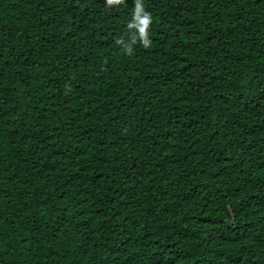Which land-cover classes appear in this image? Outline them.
I'll list each match as a JSON object with an SVG mask.
<instances>
[{
    "label": "trees",
    "instance_id": "16d2710c",
    "mask_svg": "<svg viewBox=\"0 0 264 264\" xmlns=\"http://www.w3.org/2000/svg\"><path fill=\"white\" fill-rule=\"evenodd\" d=\"M0 0V264H264V0Z\"/></svg>",
    "mask_w": 264,
    "mask_h": 264
},
{
    "label": "clouds",
    "instance_id": "9594fccd",
    "mask_svg": "<svg viewBox=\"0 0 264 264\" xmlns=\"http://www.w3.org/2000/svg\"><path fill=\"white\" fill-rule=\"evenodd\" d=\"M123 3H125V0H106V6L109 8L112 6H119ZM152 24V15L145 10L142 0H134L133 19L127 25L130 30H134V34L132 35L130 42H125L123 39H117L115 43L122 46L125 54L129 56L134 55V45H136L137 42H139L145 49L150 48L152 44L150 39V29Z\"/></svg>",
    "mask_w": 264,
    "mask_h": 264
}]
</instances>
